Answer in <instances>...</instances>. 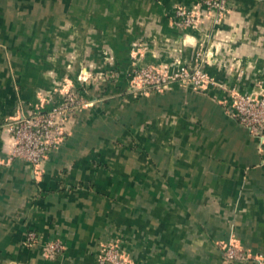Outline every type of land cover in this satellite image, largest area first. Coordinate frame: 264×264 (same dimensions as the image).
<instances>
[{
    "label": "crops",
    "instance_id": "crops-1",
    "mask_svg": "<svg viewBox=\"0 0 264 264\" xmlns=\"http://www.w3.org/2000/svg\"><path fill=\"white\" fill-rule=\"evenodd\" d=\"M200 2L0 0V264H96L107 245L124 264H264V139L228 112L264 89V0H227L218 22ZM201 51V89L130 92L136 67ZM70 89L88 105L65 139L38 165L10 159L3 123ZM229 242L249 258L226 261Z\"/></svg>",
    "mask_w": 264,
    "mask_h": 264
},
{
    "label": "built area",
    "instance_id": "built-area-1",
    "mask_svg": "<svg viewBox=\"0 0 264 264\" xmlns=\"http://www.w3.org/2000/svg\"><path fill=\"white\" fill-rule=\"evenodd\" d=\"M212 13L218 22L227 10V0H201L199 7ZM200 9V8H199ZM197 11L186 7H178L176 24L184 28L199 26ZM198 63L194 67L180 65L177 72L160 70L154 65L145 64L136 67L128 73L129 89L134 95H148L165 89L173 82L184 87L201 89L210 82V77L204 69L206 54L198 52ZM111 77V75H110ZM86 82V77L79 78ZM88 105V100L77 90L70 89L63 94L62 101L49 108L33 107L29 111L20 113L14 118L7 119L2 130L9 143V158H19L38 165L44 161L49 153L65 138L70 119ZM231 116L237 119L252 134L264 139V89L260 92L238 93L233 91L231 104L228 107ZM35 232H29L26 242L33 245L37 242ZM48 254H60L63 245L60 241H51ZM223 257L226 261L247 259L249 255L232 243H222ZM96 264H124L120 250L107 245L99 255Z\"/></svg>",
    "mask_w": 264,
    "mask_h": 264
},
{
    "label": "trees",
    "instance_id": "trees-1",
    "mask_svg": "<svg viewBox=\"0 0 264 264\" xmlns=\"http://www.w3.org/2000/svg\"><path fill=\"white\" fill-rule=\"evenodd\" d=\"M82 87V86H81ZM66 136V135H65ZM65 139V138H64ZM247 255H250V253H246ZM249 258V257H248Z\"/></svg>",
    "mask_w": 264,
    "mask_h": 264
}]
</instances>
